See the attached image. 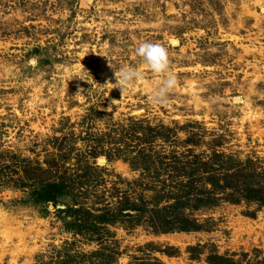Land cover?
I'll return each mask as SVG.
<instances>
[{
	"label": "rangeland",
	"instance_id": "1",
	"mask_svg": "<svg viewBox=\"0 0 264 264\" xmlns=\"http://www.w3.org/2000/svg\"><path fill=\"white\" fill-rule=\"evenodd\" d=\"M143 41L168 52L164 105ZM39 183L68 195L36 204ZM254 196L264 0H0V264H264Z\"/></svg>",
	"mask_w": 264,
	"mask_h": 264
},
{
	"label": "clouds",
	"instance_id": "2",
	"mask_svg": "<svg viewBox=\"0 0 264 264\" xmlns=\"http://www.w3.org/2000/svg\"><path fill=\"white\" fill-rule=\"evenodd\" d=\"M135 55L141 59L144 67L163 76L160 85L150 92L148 96L149 103L154 106L166 104L168 94L175 88L177 83L175 76L169 69L167 49L157 43L143 41L135 48ZM35 62L34 59L29 61L33 65ZM141 78L142 72L140 70L131 65H125L119 69L118 75L115 74L116 83L113 86L118 87L122 93Z\"/></svg>",
	"mask_w": 264,
	"mask_h": 264
},
{
	"label": "trees",
	"instance_id": "3",
	"mask_svg": "<svg viewBox=\"0 0 264 264\" xmlns=\"http://www.w3.org/2000/svg\"><path fill=\"white\" fill-rule=\"evenodd\" d=\"M141 163H145V162L142 161ZM146 163L149 164L148 159H147ZM136 164L141 165L139 162ZM192 186H191V188H194ZM68 191L69 190H67V188H65L63 184L39 183V184H36V187L34 188V191H32L31 196L33 197V199H35L36 204H38V203H45V204L52 203L53 204L59 198L68 195ZM183 196H178L179 199L178 200L175 199V202H174L175 204L173 206H170L171 208H165V212H167L166 214H169L174 219H176L178 221L181 220V225L170 222V223H173L174 225H176L180 232H195V231L197 232L201 228V226L198 224V222H196L195 220H193V221L189 220L188 221L187 219L179 218L176 215V213L183 210V206H181L182 205L181 200H182ZM201 197H202L201 194L199 196H197L196 197L197 201H201ZM253 199H254V201L264 203V198L262 199V196H260L258 198H257V196H254ZM169 210H171V213ZM157 215H159V213H157ZM165 220L166 219L163 218V221H165ZM170 223H168V221H167L165 223V226L171 227V226H169Z\"/></svg>",
	"mask_w": 264,
	"mask_h": 264
}]
</instances>
